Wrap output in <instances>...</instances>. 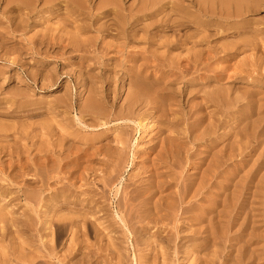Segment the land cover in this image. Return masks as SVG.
Returning <instances> with one entry per match:
<instances>
[{
    "label": "bare ground",
    "instance_id": "1",
    "mask_svg": "<svg viewBox=\"0 0 264 264\" xmlns=\"http://www.w3.org/2000/svg\"><path fill=\"white\" fill-rule=\"evenodd\" d=\"M3 1L7 13H16V16L8 19L7 34H0V42L7 40V35L12 36L29 28L30 25L25 20L27 18H24L22 13L27 11L29 13L25 14L29 16L38 10L40 13L48 10V16L45 17L56 19L58 27L52 29L50 41L46 42L45 35H42L33 45H52L50 47L54 57L59 55L63 59L67 54L75 53L79 54L80 61L87 62L103 60L112 54L108 61L113 62L114 66L108 69V75L103 77L105 87L97 88L93 83L94 77L91 76V85L88 88L83 86L88 96L80 113L84 115V119L88 117V120L82 121L81 117L79 122L83 125L80 126L81 130L104 127L114 120L123 122V125L120 131H116L115 137L112 135L113 138L102 139V132L75 141L78 135H74L75 130L65 123L68 126L61 128L64 134L56 138L59 134L56 132L55 137H52L58 140L52 141V152L50 149L46 151L50 146L46 143L47 134L44 136L45 142L38 140L48 145L46 150H42L35 142L36 135L33 134L35 132L32 133L35 129L29 132L27 127V135L23 132L25 138L21 133L17 138L14 136L16 139L10 142L11 139L6 140L8 136L3 133L4 126L0 125V264H42L41 259L46 255L52 257L51 264H109V261L114 260L116 253L127 251L123 249L125 251L121 252L123 246L118 242L120 237L116 236L120 230L127 240L130 236L136 237L135 242L133 241L134 263L138 258V264H174L170 258L172 245L177 239H189L185 244L178 243L180 245H177L175 250L177 256L184 253L185 262L193 257L191 264H216L220 261L213 258L222 259L220 249L223 246L221 244L220 248V238L223 233L227 234V228L233 227V224L225 221L232 211L236 212L235 220L236 217L242 220L238 223L236 238L234 236L239 242L230 245L232 251L229 253L236 255L233 258L232 255L223 257L224 262L257 263L254 261L261 236L256 234L259 227L255 226L256 215L252 218L251 212L255 211L253 204L260 195L259 184H263L264 173L259 178V183L255 182L264 171V160L255 163L252 170L243 174L238 182H233L239 174H231L228 169L230 162L233 163L235 157L244 153V149L248 147L244 141L249 139L250 134L253 136L255 131L251 130L249 133L248 124L241 127L245 124L248 114L240 110V105L253 96L249 94L251 90L248 94L240 96L239 91L235 89L236 96L233 97L230 85L234 77L230 72L233 71L232 68L240 66H231L230 59L244 52L245 48L248 50L247 47L251 48V53L257 52L256 55L260 49L264 50V28L258 27L249 19L250 16L257 15L260 8H264V0H183L180 3L169 0H134L130 4V0ZM39 12L36 14L39 15ZM92 32L97 34L95 39L86 36ZM107 38L115 40L114 43L100 42ZM230 38L237 41L227 43ZM3 45L4 42L0 44L1 47ZM16 46L9 49L10 51L7 49V53L23 52L24 49ZM262 58L259 57L258 60L264 61V55ZM216 63L220 67H213ZM260 65L263 66L264 63ZM250 66L249 68L253 67ZM117 68L120 70L117 71ZM81 74L79 72V78L82 77ZM82 81L78 80L80 84ZM119 81H128V90L124 105H120L121 107L112 113L114 106L111 107L109 101L115 94ZM53 82L55 80L52 84ZM85 83L88 85V82ZM21 93L25 94V91ZM27 97L25 96V99ZM8 103L10 105V102ZM245 106L248 108L246 104ZM1 108L3 107L0 105V118H3V115L12 116L16 107L13 112L8 111L9 113ZM233 112L236 113L234 125L226 126L234 119ZM38 128L40 129V126ZM127 129L130 131H125ZM138 131L141 140L144 135L148 138L151 134L142 153L147 155V161L143 162L138 173L130 176L129 182L132 183L124 185L122 201L119 198L117 210L112 212L111 204H107L108 199L110 200L109 193L129 166L133 136ZM78 132L81 133L80 130ZM68 136H75V140L69 139ZM28 138H32V142L29 143ZM255 138H258L257 135ZM136 143L138 145V139L134 141V145ZM256 144L255 148L251 147L253 153H257L256 148L261 145L259 142ZM197 145H201L203 150L198 154L190 153ZM136 154H133V157ZM263 154L262 152L261 156ZM55 156L58 158L57 162H54ZM139 158H143V155ZM189 162H193L194 173L182 176L177 170ZM146 163L148 167H145ZM86 175L90 176L89 178L93 176L96 181H90ZM217 179L219 183H216L215 190L218 193L209 195V198L205 197L204 194L213 188L211 186ZM50 180L53 181L50 186L54 187L50 195L52 197L46 194L47 198L43 194L47 191L45 186L47 183L49 185ZM98 185L101 191L95 188ZM249 185H252V188L248 187ZM253 188L255 191H252ZM247 191L249 192L246 193ZM118 193L119 189L116 190L114 198ZM244 195H249V198L244 199ZM198 198L201 204H198ZM22 201L26 202L23 211L18 207ZM38 203H43L41 205H44L45 209L47 207L48 219L42 222L45 223V228L43 225L41 227L48 234H41L37 238L36 234L32 235V231L37 230L31 213H36L35 206ZM230 208L232 211L228 212ZM20 210L22 212L19 213ZM259 215L264 222V210ZM153 228L157 230L151 233ZM67 229L71 231V239H67L69 244L65 245L63 238ZM40 231L42 230L38 229V232ZM87 237L93 238L95 242L90 244L89 240L86 241ZM105 240L108 242L104 243ZM34 242H39L47 253L43 255L44 252L38 246L34 247ZM122 242L124 244V240ZM253 247L255 248L252 249ZM104 253H109L106 255L111 259L108 256L105 258V255L103 257ZM126 253L125 255H128Z\"/></svg>",
    "mask_w": 264,
    "mask_h": 264
},
{
    "label": "rangeland",
    "instance_id": "2",
    "mask_svg": "<svg viewBox=\"0 0 264 264\" xmlns=\"http://www.w3.org/2000/svg\"><path fill=\"white\" fill-rule=\"evenodd\" d=\"M39 1H41V0H39ZM132 1H134V0H130L129 4L132 3ZM169 1H172V2L173 1H177L179 3L180 2H183V0H169ZM0 2H1L0 3V26H1L0 27V34L1 33H4L2 35L6 36L7 31H8L7 30L8 29L7 27L9 26L8 19L10 17H13L14 15L16 16V13H10V14L7 13L8 11H6L4 9V8H6L5 7L6 6L5 5V2L3 0H0ZM184 4L186 5L187 2H184ZM45 11H46V13H45ZM45 11L44 12L42 11L40 13L39 10H38L36 12H33V13L29 14V16L27 15L29 13L27 11H25V13H27V14L22 13L21 15H23L24 18H27L25 20H26V22L28 21V23H29V25L31 27L29 26V28H26L25 31L18 32L15 35H12V36L7 35V37H8V38L6 37L7 40H4V39L2 40L1 39L2 41L0 42V44H2L3 42L5 44L2 47L0 46V57H2V56H5L6 57V58L5 57H2V59L0 58V99H1L0 100V105H1V107H3V108H1V110L3 109V110H5L6 113H9V112H13V109L15 107L17 108V110H16V108L14 109V112L16 113V114L15 113L13 114L14 116L13 115L12 116L11 115H9V116L3 115L2 116L3 118H0V125H3L4 127L2 129L5 130L3 133L4 134H7V136H8V138L6 140H10L11 139L10 142H13L21 133H22L21 136L25 138V135H27L26 132H25V129H27V127H28V130L30 129L29 132H31L32 130L35 129V131H32V133L35 132V133H33L34 135H36V137L34 139H35V142H37V144L39 145V148H41L42 150L43 149L46 150L45 148L48 145H50V146H48L49 148H47L46 151H48L50 149L51 152H52V141H54V139H55V142H57L58 140H56V138L59 137V136H61L62 134H64L61 131V130H63L61 128L65 127V126L67 127L68 125H71L69 127L70 129L73 128L72 130H75L76 131V133L74 131V135H76V134L78 135L77 138H75L76 140L74 139L75 136H72V137L68 136V138L69 139H72V140H75V141H77V140L78 141H81L84 138H90V137H92V135L100 134V133L102 134V132H104L102 134V136H101L102 139H105L107 137L113 138L112 135H114V137H115L117 135L116 131H120L121 130V126L123 125V122L114 120V121L110 122L109 124H107L106 126H104V127H98L97 129L95 128L94 130L93 129H85V128L81 130V127L80 126H83V125H81V123L79 122V121H81L80 120L81 117H82V121H84L86 119L88 120V117L84 119L83 118L84 115L80 113V110H81V108L83 107V104H84V100L88 96L87 92H85V90L83 88L85 86H86V88H88L91 85L90 82L92 80L90 81V79H89L90 76L92 78L94 77V80H96V81L93 80V83H94V85L97 88L105 87V85L103 84L104 83L103 82V77H105V75H108L107 74V70L108 69H111L114 66V63L113 62L108 61V57H110L112 54H110L108 57L104 58L103 60L102 59H100V60L99 59L98 60H88V62H87V61H80V58L78 57L79 54H75V53H73L71 55H68L67 54L66 56L63 57V59H61L59 55H55V57H54L53 56L54 54H52V48L50 47L52 45H41V46H37L38 44L33 45V42L37 41L36 39L38 37H41L42 35L43 36L45 35V37L47 39L46 42L50 41L49 38L52 37V29H55L56 27H58V25L56 23L57 22L56 19L55 20L52 19L51 16H50V18L49 17L46 18L48 16V14H47L48 10H45ZM38 12H39V15L36 14ZM44 13H45V15H44ZM249 19L252 20V21H254L255 22V25L257 24L258 27L264 28V8H260L259 13H257V15H255V16H250ZM46 29H47V31L49 30L48 31L49 33L46 31ZM86 36L95 39L97 37V34L95 32H92V33L87 34ZM232 39H233V41H232ZM227 40L226 41L224 40V42H227ZM101 41H102V43L104 42L105 44H107V43L109 44V43H114L115 40H113L112 38H107L105 40H100V42ZM236 41L237 40L235 38H230L227 43H234ZM12 45L14 47L16 45H18L16 47H21L22 50L24 49L23 52L18 51L17 54L16 53H12V52H11V54L10 53H7V51H6L7 49L8 50L9 49H13L12 48L13 47ZM4 46H6V47H4ZM46 46H48V47H46ZM262 46L264 47V45H262ZM8 47H10V48H8ZM247 48H248L249 51L245 48V51L244 52H242V53L240 52L238 54V56H236L234 58H231L232 60L230 59V62H231L230 65L232 64L231 66H238V65L240 66V67L232 68L233 71L230 72V74H232L233 77H234V79H233V81L231 83L232 85H230V87L232 89V95L236 91H239V95L240 96L242 94H248L250 92V90L252 91L249 94H252L253 97L247 98L246 99L247 101H244L243 100L244 102L243 101L242 102L244 104L242 103L241 104L242 106L240 105V108H241L240 110H244L245 111L244 113H247L248 114V117H246L247 120H246L245 124H243L241 127H244L245 125L248 124L249 127H250L249 133H251L252 131H255L256 134L254 133L255 135L253 134V136H252V134H250V137H248L249 139H245L244 143L246 144V147L248 146L247 147L248 150L245 148L244 151H243L244 153L241 156L235 157L234 158L235 160H233V163L230 162L231 163L230 166L232 168L229 166L228 169H229V171H231V174L232 175L239 174V177H237V179H235L233 182H235V181L238 182L240 180V178L243 176V174L245 175V173H247V171L252 170V166L255 163L258 164V163H261L264 160V154L261 156L262 152L264 153V144H263L264 143V65H263L264 61L263 60H261V61L258 60L259 57L261 59H263L262 57L264 55V50L260 49L262 52L260 51V52H258V55H256L257 52L256 53H251V52H253L251 50V48H249V47H247ZM42 51H44V52H42ZM42 53H44V54H42ZM261 53H262V55H261ZM250 55H254V57L253 56H250ZM88 56H90V55H88ZM97 56L99 58L101 57V55H99V54H97ZM255 59H257V60H255ZM14 60H16V61H14ZM252 60H253V62H251ZM82 62H83V65L84 66L81 67ZM251 63L253 65V67H252ZM257 63H258V65H257ZM261 63H262L263 66L260 65ZM217 64L218 63L214 64L213 67L215 65H216L215 67H220L219 64L218 65ZM249 66L252 67V68H249ZM81 69L83 70V72H81L82 71ZM250 69H251V71H250ZM118 70H120V68H117V71ZM252 70L254 72H252ZM79 72L82 73L81 74L82 77H80V78L78 77ZM250 72H251V74L252 73H254V74L251 75ZM26 73L28 74V76H27ZM51 74H53V75H51ZM120 74H122V73L120 72ZM41 75H42V78H41ZM235 75H236V77H235ZM241 75H243V76H241ZM39 77H40L41 80H39ZM249 77L251 79H249ZM78 78L80 79V81L83 80L81 82V84L78 82V80H79ZM53 80H55V82H53V84H52V81ZM85 81L88 82V85H87V83H85ZM40 82L42 83V85H41ZM44 82L46 83L45 85H44ZM57 82H58V84H57ZM125 82L124 81H122V82L119 81V83L116 85V88H115V94L112 95V97L110 98L109 105L111 107L114 106V108L111 109L112 110V113H115L116 112V109L118 110L121 106L124 105L123 103H125V98H126V94H127V90H128V81H125ZM235 89H236V91H235ZM245 89H247V90H245ZM8 91L10 93H8ZM23 91H25V94H26V92H28L27 95H25L24 93H21ZM19 92H20V94H19ZM6 93H7V95H6ZM2 94L4 96H6V97H3ZM28 94H30L32 97H27V96H30ZM12 95H14V96H12ZM15 95H17V96L18 95H21V97L23 96V98H21L20 96L17 97ZM25 96L27 97L26 99H25ZM235 96H236V94L233 95V97H235ZM10 98H11V100H10ZM16 100H19L20 102L19 101H16ZM25 100L27 102L29 101L30 103L28 102V104H27V102ZM59 100H61L62 102L59 101ZM11 101H15V102H11ZM23 101L25 103H21ZM66 101H67V103H66ZM6 102L7 103L10 102V105H9V103L7 104ZM32 102L34 104H32ZM35 103H37V104H35ZM17 104L19 105V107L20 106L22 108L25 107V109H22L21 107L18 108ZM29 104H32V105H29ZM245 104L247 105L248 108H246ZM80 105H81V107H80ZM243 105L245 106L246 110H245V108H244ZM7 106H8V109H7ZM31 107H33V108H31ZM242 107H243V109H242ZM10 109H12V110H10ZM43 110H44V112H43ZM50 110H51V112H49ZM17 112H19L18 113V117L19 118L16 117ZM28 113H30V114H28ZM33 113H35V114H33ZM205 113H206V111H205ZM232 114H234L232 116V118L234 117V119L231 118L232 120L230 122H232V123L229 122V124H227L226 126H229V125L231 126L232 124L234 125V120L236 118V113L233 112ZM49 116L51 118H49ZM56 116H57V118H56ZM4 118H6V119H4ZM1 119H3V120H1ZM64 120H65V122H64ZM1 121H3V122H1ZM11 121H13V123H11ZM27 121L28 122L31 121V123H28ZM53 121H54V124H52ZM60 121H61V123H60ZM4 123H6V124H4ZM8 123H11V124H8ZM35 123H36V125H35ZM41 123H43V124H41ZM58 123H60V124H58ZM65 123H68V125H65ZM62 124L64 126H62ZM52 125L53 126L56 125V126L53 127ZM57 125H59L58 126L59 129H58ZM39 126H40V129L38 128ZM53 128H56V129H53ZM41 129H42L43 132L40 131ZM77 130L78 131L80 130L81 133H79ZM52 131H53V133H51ZM125 131H130V129H127ZM23 132H25V135H24ZM56 132L59 133V134H57L56 138H52L53 135L55 137ZM257 132L259 133V135H258ZM42 133H45V134L43 135ZM46 134H47V136H46ZM50 134H52V135L50 136ZM139 134H140V132L138 131L137 133H134V136H133L134 139H133V143H132V146H131V149H130V154H129V164H128L129 166H127L125 168L126 170L123 172L120 180L115 184V186L113 187L112 191L109 193L110 194V200L108 199V203L107 204H111L110 209H111L112 212L117 210V205L120 202V201L118 202L119 198L122 201L121 198L124 195V193H123L124 190L123 189H125V186L127 184H131L132 183L131 181L129 182V180H130L129 178H131L130 176L134 175V173H138L141 170V168H142L143 162H146L147 161V155L142 154V153H143L144 149L146 148L145 143L149 141V137L151 136V134H150V136L148 138H146V135H144L143 140H141V136H139ZM37 135L40 136V137H38ZM41 135H43V137ZM256 135L258 137L257 138L258 140L255 138ZM12 136H13L14 139L12 138ZM31 136H32V134H31ZM44 136H46L45 138L48 139V141H46V143L48 145L46 143H44L45 144V147H44V144H42L46 140V139H44ZM41 138H43V139H41ZM51 138H52V140H51ZM30 139H32V138H28V141ZM36 139H37V141H36ZM136 139L139 140L138 145H137V143L134 145V141ZM38 140H40V141L41 140L42 141L44 140V141L41 143ZM30 142H32V140H30L29 143ZM256 142L261 143V145H260L261 148L260 147L259 148H256V152L257 153H253L252 152L253 151V148H255L256 145L258 144V143L256 144ZM248 143H249V145H248ZM251 147H253V148H251ZM202 150H203L202 149V146L201 145H197L195 147L194 151H191L190 153L195 152V154H198ZM135 151H137L138 153L135 152ZM133 154H136V155H134V157H133ZM142 155H143V158H139V156H142ZM51 157H52V155H51ZM56 157L57 156H55V161L54 162H57V159L58 158L56 159ZM252 158H253V160H252ZM251 161H253V162H251ZM234 162H236V163H234ZM192 163L193 162H189L188 164H184L183 165V168L182 169H178L177 171L178 172H181L182 173V176L184 174H185L184 176H186V175H190V174L194 173V171L192 169ZM144 165H145V167H148V164L147 163L144 164ZM233 165H234V167H233ZM49 167H50V172H51L52 171V158H51V162L49 163ZM239 167H241V168H239ZM50 172H49V175H51V177H52V174H50ZM263 173H264V171H262V173L259 174L258 179H256V182H255L256 184L259 183V178L263 175ZM62 176H64V175H62ZM86 177L90 181H96V180H94V177L93 176H91L92 178H89L90 176L86 175ZM52 182L53 181L50 180L49 181V185L47 183V186H45V189H47V191L48 190L49 191L47 192L44 189L46 191V192H44L45 194H43L44 197H47L48 198V196L46 194H48L50 198L52 197V196H50V195H52V192H51L52 189H53L52 187H54V185L53 186H50ZM217 182L219 183V179H217L212 184L213 186H211V187H213V188H211V190L209 191L210 194H209L208 191H207L208 193H205L204 194L205 197L209 198L210 197L209 195H214V194H217L218 193L216 191L217 190L216 187H217V184H218ZM64 183H67V181L66 182L64 181ZM90 183H92V182H90ZM79 185L80 184H78V186ZM251 186L249 185L248 187H251ZM259 186L261 188V191H260V195L261 196L260 195L257 196V200H255V203L253 204V208H254L255 211H252L251 212L252 218H253L254 215H256V220L255 221H256V223L258 225L255 223V226L256 227H259L258 231H256V234L261 236V239H260L261 241L259 243L261 246L259 245L257 247L258 251L256 252V255H255V256L258 257V260H257V257H256L254 262H257V263H254V264H264L263 263V261H264V255H263V253H264V222H262V218L259 215L264 210L263 209V206H264V189H263L264 180H263V184H259ZM95 188L96 189H98V188L101 189V187L99 185L98 186H95ZM99 189H98V191H101ZM117 189H119V193H118L117 197L114 198V195H115V192H116ZM239 189L241 191L242 184L239 185ZM252 191H255V189L253 188ZM248 192L249 191H247L246 193H248ZM243 197H244V199H248L249 198V195H244ZM198 199H199L197 201V202H199L198 204H201L200 203V201H201L200 198H198ZM250 199L253 200L252 198H250ZM240 201H241V199H240ZM41 204H43V203H40V204L38 203L37 204L38 206L36 204H34V206L35 205L37 206V207L35 206L36 213H31L32 214V218L34 217L33 218V223L36 222V224H37L36 225L34 223V227H35V230H37V232L36 231H32L33 233L32 232L31 233H32V235H35L36 234L37 235V238L41 234L42 235L43 234H48L47 231H45V229H44L45 228V225H44L45 223H42L43 221L45 222V220L48 219V213H47V210H46L47 207L45 209V206L44 205H41ZM19 206L21 207V210L23 211V209L25 208L24 206H26V202L25 201H22L20 203V205H18V207ZM43 206H44V208H42ZM248 206L250 207L251 205H248ZM21 210L19 211V213L22 212ZM231 211H232V209L230 208L228 210V212H231ZM38 215H40V216H38ZM235 215H236V212L235 211H232L231 212V215H229L226 218V220H225L227 223L233 224V227L234 228L233 227H229V228L226 229V226L227 225L224 226L225 229L227 230V232H226L227 234H225V233L222 234V238H220V241L221 242L218 240L219 241L220 248H222L221 247V244L223 246V248H222L223 250L220 249V253H221L222 259L220 258V260H218L219 258H215V259L213 258V260H215V261H220V262H217L216 264H223V262H224L223 257H225V256L226 257L227 256L229 257V255L230 256L232 255L231 257L233 258V256L236 255V253L230 254L231 251H232V249L230 248V245L237 244L239 242V239L238 240L235 239L236 238L235 232H237V230L239 228V224L238 223H241L242 220L241 219L239 220L238 217H236V220L238 219L236 221L235 218H234ZM34 219L35 220L37 219V220L35 221ZM228 220H229V222H228ZM229 224H228V226H230ZM41 225H43L44 228L41 227ZM253 225L254 224H252V226ZM137 226H138V224H137ZM151 226L153 227V225H150V227ZM236 226H237V228L235 229ZM260 227H262V228H260ZM38 229L39 230H42V231L38 232ZM155 229L156 228H153L152 229L153 231L151 230V233H154L155 232ZM120 231L121 232L118 233L116 236L117 237H120L119 240H118V242L121 243V245L123 246L121 248V245H119L120 248H121V252H122L123 249L127 250L128 252L125 251V250H123L125 252L116 253L115 256H114L115 258H113V259L115 261L116 260L117 261L118 260L119 261H122L124 264H138V262H139L138 258H137V261L135 263L133 262V257H134V250H133L134 247H133V243L135 242L134 239L136 237L130 236L129 237L130 239L128 238V240H127L126 238L123 237L122 230H120ZM64 233L65 234H64V238H63V241H64L63 244L66 243L65 245H67V243H68V240L67 239H71V236H70L71 231L69 229H67L66 231H64ZM131 233H132L133 236H135L133 234V232H131ZM242 235H243V233H242ZM234 236H235V238H234ZM147 237H149V234L147 235ZM37 238H35V240ZM86 239H87L86 241L89 240L90 244L95 242V240L93 238L87 237ZM123 240H124V244L122 242ZM177 240H179V241H177ZM177 240H175L174 244L172 245V249L170 250V251H172V252H170L171 253V257H170L171 258V261L173 260L172 262H174V264H178V263L179 264H181V263L182 264H191L192 263V260L194 261L193 257H191L192 259L191 258L187 259L188 262L187 261L185 262L184 259H185L186 256L184 255V253L183 254L181 253L180 254L181 256L180 255L177 256V254L175 252V250L178 248L177 245H180L178 243L185 244L189 239H186L185 241L184 240L181 241L180 239H177ZM69 242H70V240H69ZM106 242H108V240H105L104 243H106ZM35 246L36 247L38 246L39 249H41L44 252L43 255H45L47 253V250L44 249V248H42L41 247L42 245L39 244V242H34V247ZM1 247H0V249H1ZM124 247H126L127 249L124 248ZM174 247H175V249H174ZM226 247H227V249H226ZM254 248L255 247H253L252 249H254ZM58 251H60V250H58ZM2 252H4V251H2ZM126 252L128 253V255H125ZM249 252H251V251H249ZM60 253H62V252H60ZM222 253H223V256H222ZM106 254L109 255V253H104L103 254V257L106 256L105 258H108L109 256L106 255ZM119 254H120L121 257L118 256ZM132 255H133V257H132ZM125 256H127V257H125ZM45 257L43 256L44 259L43 258L41 259L42 260L41 263L44 264L43 261H49V263L48 262L47 263L48 264H51L52 263V257L47 256V255ZM124 258L126 260L127 259L128 260L126 261V260H124ZM177 258H178V261H177ZM46 259H48V260H46ZM180 259H181V261H180ZM114 260L113 261H109V264L110 263L111 264H115L116 262ZM175 261H177V263ZM260 261H261V263H260ZM122 262H118V263L119 264H122ZM249 262H251V261H249ZM249 262H246L244 264H249ZM118 263H116V264H118ZM224 264H225V262H224Z\"/></svg>",
    "mask_w": 264,
    "mask_h": 264
}]
</instances>
